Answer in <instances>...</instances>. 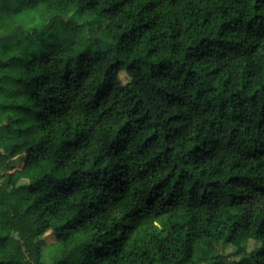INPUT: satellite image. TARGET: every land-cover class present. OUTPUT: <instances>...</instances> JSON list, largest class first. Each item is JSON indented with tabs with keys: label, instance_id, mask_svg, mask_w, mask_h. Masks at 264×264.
<instances>
[{
	"label": "clouds",
	"instance_id": "9594fccd",
	"mask_svg": "<svg viewBox=\"0 0 264 264\" xmlns=\"http://www.w3.org/2000/svg\"><path fill=\"white\" fill-rule=\"evenodd\" d=\"M86 3L0 0V238L7 237L0 241V260L47 264L57 248L62 251L60 264H94L108 248L96 249V241L112 237L129 208L135 215L151 214L163 208L168 194L173 203L194 205L236 191L237 182H228L234 174L233 161H239L237 171L251 178L241 180L239 196L230 199L264 214V153L257 151L264 150V94L249 100L250 92L240 91L247 76L245 65L255 67L256 61L264 60V32L256 39L253 33H245V25L236 24L232 43L225 38L186 49L157 40L148 53L147 46L133 47L121 38V32L127 31L122 20L126 9L102 12L109 7L105 0L93 9H85ZM28 16L34 22L24 23ZM185 51L196 57L203 53L197 76L188 75L191 64L184 58ZM34 65L50 75L48 86L58 97L53 103L59 111L45 110L48 102L34 96L26 72L36 71ZM212 68L223 71L215 77ZM97 89L100 94L93 97ZM169 92L174 95L167 96ZM137 109L141 115L151 109L153 120L161 113L158 124L143 135H159L152 155H162L149 166L155 168L149 180L140 179L144 173L134 176L136 183L127 190L123 211L105 212L100 218L101 204L110 196L89 206L88 199L94 198L82 199L83 191L66 202L48 194L61 184L75 182L81 189L95 186L99 173L92 162L112 151L126 148L125 156L136 157L138 143L129 145L124 134L130 127L125 121ZM173 112L181 113L188 131L168 143L163 139L168 131L165 122ZM74 136L81 137L76 148L61 147L62 141ZM165 147L171 151L164 152ZM246 156L258 159L246 160ZM158 181L151 198L142 199L141 186ZM250 218L244 216L241 224ZM226 235L199 236L197 243L206 259L198 264L244 260L251 249L237 252L243 244L236 239L225 242ZM70 237L76 239L74 245L62 243ZM247 240L254 236L248 234ZM176 247L180 251L173 249L169 264H192V239L180 240Z\"/></svg>",
	"mask_w": 264,
	"mask_h": 264
},
{
	"label": "trees",
	"instance_id": "16d2710c",
	"mask_svg": "<svg viewBox=\"0 0 264 264\" xmlns=\"http://www.w3.org/2000/svg\"><path fill=\"white\" fill-rule=\"evenodd\" d=\"M105 3H109V0H105ZM98 6L99 0H87V3L84 4L85 9H93ZM111 9L117 11L126 9V14L122 20L127 25V31L121 32V38L133 44V47L147 46L148 53L154 51L152 45L157 40H163L170 45L179 43L186 49L199 48L205 41H208L209 44L216 40L223 42L225 38L228 39L229 43H232L234 42L233 33L236 24L245 25V33H253L256 39H259L260 34L264 32V0H255V2L252 0H115V2L109 3L108 8H102L101 11L107 12ZM23 21L24 23H32L34 18L24 17ZM117 27L119 28L120 25ZM102 39L103 34L101 35ZM184 58L191 64V67L187 69L188 75L197 76L199 74L197 68L201 65L203 53L196 57L185 51ZM33 67L37 70H26V72L32 82L34 96L41 101L48 102L45 110L54 108L59 111L58 104L53 103L58 97L53 94L48 86L51 82L50 75L40 71L38 65ZM245 68L247 69V76L240 91L246 89L250 92V96L247 97L249 100H258V94H264V83L261 82L264 81V60L256 61L255 67L245 65ZM222 71L223 69L212 68L211 74L219 77ZM77 75L80 74L77 73ZM240 75L241 78H245L243 71L240 72ZM17 79H24V77ZM98 94H100L99 89L93 92L92 96L95 97ZM172 95L174 94L171 92L167 93V96ZM232 96L237 98V103H241L237 92H233ZM29 98L33 99V96L30 95ZM129 98L131 99V97ZM164 99L167 102L166 97ZM33 102L35 103V99ZM136 104H141V101H137ZM156 106L159 108V102ZM51 114L54 115V113ZM160 114L157 113V120H153L151 109L144 111L142 115L137 109L132 112L133 118L125 121L126 124L130 125L124 134L128 144L138 143L139 145L138 148L134 149L136 157H133L131 153L125 156L126 148L112 151L110 155L105 154L104 158L92 162L95 171L99 173L96 177L99 183L95 186L89 185L86 189H81L76 186L75 182L67 186L61 184L54 186V190L48 194L55 196L58 201L66 202L68 198L78 196L83 191L82 199L94 198L88 199L89 206L94 202L100 203L103 196H110V199L104 200L101 204V211L97 213L100 218H103L105 212L119 213L123 211L127 190L136 183L134 176L144 173L140 179L149 180L155 171L154 167L149 166L153 165V162L162 155L159 152L152 155L159 144V135L155 132L151 135H143L158 124ZM165 126L168 131L163 139L168 143L182 138L188 131L179 112L167 115ZM260 130L258 122L256 131L259 132ZM233 131L238 132L239 129H233ZM80 141V136H74L72 139L62 141L61 147L73 149L80 144ZM170 151V148H164V152ZM257 151L264 153V150ZM52 155L55 156V152ZM149 156L150 159H148ZM245 159L254 160L258 158L246 156ZM232 163L233 168L230 170L234 174L229 177L228 182L230 184L233 181L237 182L233 185L236 191L228 192L219 200L213 198L211 203L202 199L194 205L173 203L169 198L170 194H168L164 197L163 208L151 214L135 215L133 210L129 208L121 216V224L117 232L104 240L103 243L100 240L96 241L94 245L96 249H103L105 245H108V248L102 257L94 261V264H169V254L173 249L180 251L184 244H180V248H177L176 245L180 240L187 243L189 238L192 239V264H198V261L206 259V254L197 243L199 236H212L213 234L219 236L225 233H227L225 242L229 239H236L242 244L243 240H247V235L252 234L254 241L258 242L259 246L248 253L240 264H243L249 257L254 258L252 264H264V214L252 208L246 209L241 203L230 199L231 196H239V190L243 186L239 182L251 178L243 176V170L237 171L239 161ZM98 164L103 166H97ZM248 172H251L250 168ZM130 179L131 184H129ZM159 183L158 181L157 183L142 185L139 191L144 192L145 195L141 198L145 201L149 200L152 196V190L157 189ZM172 186L175 187V184ZM209 196H211V189H209ZM156 203L159 204V201L157 200ZM244 216L251 218L247 223L241 224ZM92 219L95 220L96 217ZM191 229H195V233ZM103 236L108 237V233L104 232ZM2 240H7V237L0 238V241ZM62 243L74 245L76 239L70 237ZM241 251H244V245L237 249V252ZM61 255L60 249L53 248L47 264H60L59 257ZM0 264H21V262L19 260H0ZM210 264H219V261H210Z\"/></svg>",
	"mask_w": 264,
	"mask_h": 264
},
{
	"label": "rangeland",
	"instance_id": "374dc122",
	"mask_svg": "<svg viewBox=\"0 0 264 264\" xmlns=\"http://www.w3.org/2000/svg\"><path fill=\"white\" fill-rule=\"evenodd\" d=\"M243 245H244V251H246L247 249H251V251H253L255 248L259 246V243L254 240H243ZM251 251H249L248 253H250ZM253 262H254V258L249 257L243 262V264H250V263L252 264Z\"/></svg>",
	"mask_w": 264,
	"mask_h": 264
}]
</instances>
